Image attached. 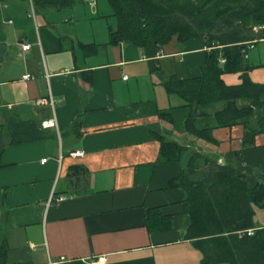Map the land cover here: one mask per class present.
<instances>
[{
    "label": "crops",
    "instance_id": "1",
    "mask_svg": "<svg viewBox=\"0 0 264 264\" xmlns=\"http://www.w3.org/2000/svg\"><path fill=\"white\" fill-rule=\"evenodd\" d=\"M62 2L0 0V125L9 117L43 131L0 153L8 264H90L96 255L107 264H200L203 253L188 236L186 192L171 181L197 151L233 165L249 187L264 184V104L215 127V142L189 134V107L164 78L199 76L209 50L203 40L174 35L152 57L112 35L118 22L109 0ZM247 58L251 80L264 83V37ZM222 79L242 82L240 72ZM49 97L52 105L40 102ZM251 103L237 100L241 108ZM223 106L200 104L196 126L215 125ZM51 118L57 126L43 127ZM244 121L262 129L252 145H244ZM162 140L188 150L164 161ZM77 150L83 153L71 154ZM52 194L64 199L49 204ZM254 224L264 226V201L255 205Z\"/></svg>",
    "mask_w": 264,
    "mask_h": 264
},
{
    "label": "trees",
    "instance_id": "2",
    "mask_svg": "<svg viewBox=\"0 0 264 264\" xmlns=\"http://www.w3.org/2000/svg\"><path fill=\"white\" fill-rule=\"evenodd\" d=\"M72 1L63 0L68 4ZM109 2L118 22L112 35L117 40L141 45L152 57L174 35L182 39L199 37L209 48L199 76L164 78L168 92L183 98L189 107L184 120L189 134L215 142L212 137L215 127L246 118L264 104L261 99L264 83L251 80L249 71L253 65L246 57L264 37V28L254 30V26H262L264 22V0ZM153 63V70L162 74L156 61ZM232 72L241 73V83L228 85L223 81L222 75ZM239 98H249L252 103L241 108L237 104ZM215 102H224L214 114L215 125L196 126V119L204 114L197 107ZM243 124L244 145H252L254 136L262 129L252 127L250 121ZM42 133L32 122L8 117L0 125V153L9 143L41 138ZM187 150L188 147L175 141L161 142L164 161L180 160ZM171 184L186 192L184 207L191 216L188 236L196 239L203 253L200 264H264V226L254 224L255 205L264 201L263 183L249 187L233 165L219 164L194 151L186 170L172 179ZM147 222L150 229L156 227L153 220ZM7 250L5 237L0 233V264H8Z\"/></svg>",
    "mask_w": 264,
    "mask_h": 264
},
{
    "label": "built area",
    "instance_id": "3",
    "mask_svg": "<svg viewBox=\"0 0 264 264\" xmlns=\"http://www.w3.org/2000/svg\"><path fill=\"white\" fill-rule=\"evenodd\" d=\"M84 1H88V2H91L93 4H95L96 0H84ZM30 48V45L28 43L26 44H23L22 45V49L24 51L28 50ZM247 57V55H246ZM29 75H24L23 78H28ZM124 78H127V76H125ZM40 102L41 103H46V104H50L52 105L53 103V100L51 97L49 98H41L40 99ZM42 126L43 127H56L57 124H56V121L54 118H51L49 120H46L42 123ZM83 152L82 151H73L71 154L74 155V156H77V155H81ZM47 160V158H43L42 159V163H44L45 161ZM64 199V196L63 195H55V194H52L50 199H49V204H52V203H56V202H60ZM251 233V231H250ZM90 264H107V258L105 255H96L94 257H92L91 261H90Z\"/></svg>",
    "mask_w": 264,
    "mask_h": 264
}]
</instances>
